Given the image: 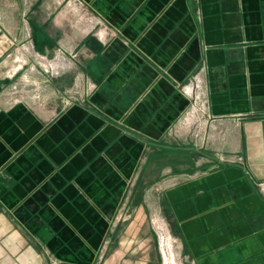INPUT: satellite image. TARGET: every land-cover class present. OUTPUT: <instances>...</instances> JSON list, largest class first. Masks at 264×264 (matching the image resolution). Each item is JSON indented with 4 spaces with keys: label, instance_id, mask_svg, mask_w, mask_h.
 I'll return each mask as SVG.
<instances>
[{
    "label": "crops",
    "instance_id": "obj_1",
    "mask_svg": "<svg viewBox=\"0 0 264 264\" xmlns=\"http://www.w3.org/2000/svg\"><path fill=\"white\" fill-rule=\"evenodd\" d=\"M79 1L72 48L0 22L3 264H162L155 217L181 264H264V0ZM27 22L76 64L40 104L8 96Z\"/></svg>",
    "mask_w": 264,
    "mask_h": 264
},
{
    "label": "rangeland",
    "instance_id": "obj_2",
    "mask_svg": "<svg viewBox=\"0 0 264 264\" xmlns=\"http://www.w3.org/2000/svg\"><path fill=\"white\" fill-rule=\"evenodd\" d=\"M37 1L0 0V22L9 28L17 26L18 22L24 17L26 21H31L33 18V20L38 19L40 23H45L47 20L53 32L56 30L60 31L64 45L68 48H72V44L92 36L100 39L104 22L90 13L79 0H40L39 5L31 9L35 3H38ZM29 9H31L30 12ZM55 15L61 16L62 21L57 22V16ZM56 22L59 27H56ZM24 32V37L18 38L20 42L18 45H15L10 59L12 63L15 60L14 68L10 67L14 70H11L10 74L13 78L16 77V81L13 82L8 91V96L11 102L29 97V99L37 101L40 104L48 94L46 91L47 82L44 81L52 80L64 72L75 68L76 64L65 50L56 49L53 54H47L37 49L32 38V28L28 22L26 23ZM37 35H40V32L37 31ZM29 48L32 53H29ZM35 53H40L45 57L36 56ZM56 57L59 59H55ZM56 60L58 63L63 60L62 64H64V67L58 70V74H56L57 69L53 66ZM46 67H48V71L45 70ZM18 74L20 75L18 76ZM76 90L77 87L73 89L74 92ZM67 93L71 95L70 88ZM151 222L153 223V219H151ZM10 254L13 255L11 252ZM9 260H12L9 257V253H0V264L6 263Z\"/></svg>",
    "mask_w": 264,
    "mask_h": 264
},
{
    "label": "built area",
    "instance_id": "obj_3",
    "mask_svg": "<svg viewBox=\"0 0 264 264\" xmlns=\"http://www.w3.org/2000/svg\"><path fill=\"white\" fill-rule=\"evenodd\" d=\"M29 53H32L31 49L29 50ZM35 54L36 56H39V57L40 56L45 57L44 55L40 53H35ZM55 59H57V57ZM45 70L48 71V68L46 67ZM58 73L59 71L56 70V74ZM197 87H198V84L194 82L191 87L188 86V89H189V92L193 99L194 104L197 107H199L200 96L198 94ZM203 106H205V102H203L202 100L201 106L199 107V109L201 108L202 111H203ZM153 224H154V227L157 233L158 249L162 256V263L163 264H181L177 256L175 237H173V235L169 232L165 223L159 218L157 217L153 218Z\"/></svg>",
    "mask_w": 264,
    "mask_h": 264
},
{
    "label": "bare ground",
    "instance_id": "obj_4",
    "mask_svg": "<svg viewBox=\"0 0 264 264\" xmlns=\"http://www.w3.org/2000/svg\"><path fill=\"white\" fill-rule=\"evenodd\" d=\"M59 59V58H58ZM57 59V60H58ZM57 60L53 63V66L57 69V70H59L64 64H62V62H63V60H59L60 62L58 63L57 62ZM64 67V66H63ZM48 68V67H47Z\"/></svg>",
    "mask_w": 264,
    "mask_h": 264
}]
</instances>
